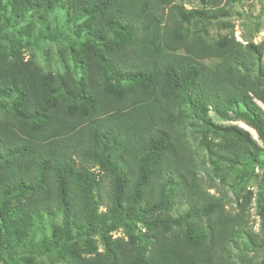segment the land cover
Masks as SVG:
<instances>
[{
    "label": "trees",
    "instance_id": "1",
    "mask_svg": "<svg viewBox=\"0 0 264 264\" xmlns=\"http://www.w3.org/2000/svg\"><path fill=\"white\" fill-rule=\"evenodd\" d=\"M200 1L211 6L0 0V264H39L18 247L58 215L30 250L65 264H235L232 248L243 243L264 251V171L235 211L197 172L201 151L219 175L264 154V45L237 40L223 18L241 0ZM56 11L73 39L50 31ZM213 23L228 31L210 35ZM60 35L71 52L65 70L25 59L23 45ZM210 111L244 121L262 146ZM189 119L200 128L196 147ZM254 203L263 236L250 226ZM119 227L126 237L112 236ZM253 257L240 264H264Z\"/></svg>",
    "mask_w": 264,
    "mask_h": 264
},
{
    "label": "rangeland",
    "instance_id": "2",
    "mask_svg": "<svg viewBox=\"0 0 264 264\" xmlns=\"http://www.w3.org/2000/svg\"><path fill=\"white\" fill-rule=\"evenodd\" d=\"M184 5L185 8H200L202 6L210 7L209 2L203 3L200 0H177ZM215 2L222 5L224 0H215ZM207 4V5H206ZM231 24V31L235 38L243 43L248 41L263 44L264 45V0H241L232 5L230 14L227 17H223ZM48 25L50 31L54 28H58L63 31L66 36H69L70 40L74 38L72 34L71 25L68 26L61 11H56L50 14L48 17ZM25 22L21 21L20 25ZM39 25V24H38ZM210 35H214L218 32H227L228 30H221L217 23H213L207 26ZM37 27L34 28L33 33H37ZM69 40L62 38V36H56L51 38L48 36H42L36 40H32L31 44L23 45L21 50L25 59H31L36 65L40 66L43 70L62 72L65 70V60L70 64V49L68 47ZM213 64L212 62H210ZM264 109L263 104L258 102ZM242 109V106H240ZM212 120L218 124H236L243 129L247 130L251 137L262 146V141L259 139L258 133L251 126L241 120H228L216 115L213 111L209 112ZM186 132L189 141L193 147H196L200 139V128L197 120L189 119L186 123ZM200 160L198 163L197 172L202 179L204 186L209 192L218 196L225 208L231 211L237 209V199L241 201L240 196L246 191L250 190L253 194L259 190V184L261 179V173L264 171V154L259 157V161H246L240 165H236L233 168L225 167L223 174L219 175V172L214 171L213 168L206 160L205 152H200ZM253 195V200H254ZM260 216L257 214V208L255 203L250 208V226L255 233L263 234L260 231ZM60 225V216L50 217L42 220L29 232L28 238L18 247V253L23 257H32L39 264H65L63 261H57V258L52 253L35 254L31 252V248H34L35 243L41 242V238L44 234H48L52 225ZM53 225V226H54ZM137 227H140L137 224ZM113 237L125 235V229L119 227L111 232ZM97 246L101 249V244L98 237L95 238ZM251 247V246H250ZM232 257L235 264H240L241 259L245 258V255H253L255 263H259L264 256V251H252L246 244H242L239 248H232Z\"/></svg>",
    "mask_w": 264,
    "mask_h": 264
}]
</instances>
